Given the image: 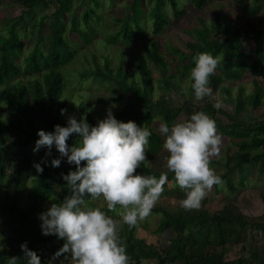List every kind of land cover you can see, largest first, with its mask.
Masks as SVG:
<instances>
[{
  "label": "trees",
  "instance_id": "1",
  "mask_svg": "<svg viewBox=\"0 0 264 264\" xmlns=\"http://www.w3.org/2000/svg\"><path fill=\"white\" fill-rule=\"evenodd\" d=\"M23 5L25 9L18 17L23 19V13L32 15L35 5H44V0H16ZM58 5L56 13L61 23L59 27L53 23H46L45 16L40 15L38 21L19 24V30L16 31L12 26V32L9 36L0 35V103L7 105L16 119H0V185L7 176L5 166L6 157L9 155L14 164V170L11 174V189L13 194L10 197L3 196L0 200V213L8 220V225H0V232L4 237L6 247L0 249V264H8L10 256H19L17 264H27V258L23 256L21 244L27 243L30 249L34 245L40 246L43 241L54 237L56 243L55 250L64 243L63 238L55 234L45 235L40 228L39 213L44 211L46 205L53 202L59 203L65 197L71 194L67 187V182L63 180L62 174L70 169L74 170L75 165L68 162L64 163L61 157V164L58 167L51 165L53 157L60 156L58 149L53 146L50 156L45 158L48 163L43 164V172L36 173L31 177L32 154L29 146L38 135V129L51 131L54 125H66L69 116H86L90 124L95 125L87 104L80 100L77 105L69 101L65 90V81L61 72L62 66L69 61L72 56L69 41L64 38L66 29V18L68 17L70 33L77 34L83 42H89L90 35L94 28L91 25V18L98 17L95 8L89 5L85 6L80 15L75 8H70L73 0H54ZM97 6L100 0H94ZM141 0L132 1V27L128 24V18H120V28L113 33V38L123 36L127 41L132 42L136 36L144 37L145 28L142 23ZM213 0H153V6L149 10L152 19V34H159L165 24L168 23V17L163 11V6L167 5L178 17L185 12L181 7L182 3L186 7L200 11L211 5ZM245 6V3L241 7ZM256 8V5H254ZM259 8V3L257 5ZM198 12L195 21L198 27L195 28L199 40L188 41L189 52L178 50L174 46L166 43V51H162L155 39L148 44L145 39L141 40L142 52H138L134 57V66L137 71L135 75L123 60L117 62L115 68L111 67L108 57H103L102 65L95 64L80 71L83 78H92L94 81L109 84L118 89L117 97L105 98L106 101H114L120 97L128 96L131 93L136 102H127L120 111L114 115L122 121L134 120L137 124L140 119H144V127L152 130L149 137L147 149L149 153L156 154L162 145V136L152 129L148 123V115L154 109H158L163 122L171 125L180 112H184L186 119L190 118L193 112L205 111L216 121L217 130L230 137V142L236 147V150L226 152L221 161L224 170L218 174L222 177V183H225L230 191L237 190V184L233 181V174L236 169L244 163H260V169L264 163V118L247 123L241 116L242 108L250 105L254 111L256 109L264 110V86L259 78L264 73V44L258 43L254 56L245 54L239 44L240 33L237 28L228 26L227 16L219 9L213 15L205 19ZM30 13V14H29ZM67 13V15H66ZM83 21L84 27L79 24V18ZM18 23V20H16ZM187 23V22H186ZM48 26V34L42 35L44 26ZM37 27L38 44L44 39L48 45L43 50L37 45L32 49L24 59L23 69L17 65V58L22 52L23 39L21 33L28 27ZM235 29V30H234ZM257 29V30H256ZM251 29V32L264 35V28L258 27ZM10 31V30H9ZM189 32V30H187ZM234 31V32H233ZM262 41V40H261ZM211 50L214 54L220 56V75L214 74L210 77V84L213 90L217 89L221 83L226 81H240L246 78L248 73L251 89L245 94L243 84L239 85L238 91L233 97V110L235 116L231 118L230 123H222L216 116L221 109H217L211 104H194V90L189 87L185 90L187 96L182 99V108L173 106L170 98L162 93L154 91L153 79L151 76L150 64L159 72L157 83L163 91H168L170 87L180 89L181 83L189 78L190 69L195 64V58L198 53ZM245 60H244V59ZM247 58V59H246ZM249 61L248 67H245ZM181 63L188 65L187 69H181ZM15 79V76H21ZM139 78V81H138ZM227 97H230V88L226 87ZM104 101V100H103ZM61 109H66L61 112ZM47 115L48 125L41 128L38 125L36 115ZM78 134H72L68 139V144H74L78 141ZM167 155V153H166ZM216 161V160H215ZM86 163L82 161L83 165ZM143 165L136 169V172L145 175H155L159 177L163 172H168V181L175 180L173 172L167 168L157 169ZM31 181L28 184V181ZM167 181V182H168ZM163 186L164 190L167 186ZM219 187V184L216 185ZM54 187L58 188L57 195ZM183 194H177L176 199L184 198ZM88 198H91L90 196ZM261 201L264 210V192H261ZM15 203L20 210L13 213L10 210L11 204ZM224 205L221 209L209 211L203 207L198 209H184L177 205V210L168 211L165 207H157L156 211L161 213L156 233L169 230L173 236L166 247L146 243L144 240L136 237V226L123 224L120 230V236L126 244V251L130 257V264H141L142 260H151L152 264H264V249L259 252L258 247L248 246L249 256L243 254L230 257V249L238 244L245 249L248 240H246V230L248 227L257 229L264 233V213L259 219L247 218L233 203ZM109 215V209L106 208ZM145 226V224H143ZM37 254L41 256L42 264H48L39 250ZM229 254V257H228ZM63 256V255H62ZM65 264L71 259V254H66ZM257 257V258H256ZM56 264H64L56 258Z\"/></svg>",
  "mask_w": 264,
  "mask_h": 264
},
{
  "label": "rangeland",
  "instance_id": "2",
  "mask_svg": "<svg viewBox=\"0 0 264 264\" xmlns=\"http://www.w3.org/2000/svg\"><path fill=\"white\" fill-rule=\"evenodd\" d=\"M44 1V5L39 4L33 7V13L31 16L23 13L24 18L19 19L18 17L22 14V11L25 9V7L19 4L16 0H0V35L9 36L10 32H12V26H15L16 31H18L19 24H31L32 22H36L38 21L40 15H44L46 17V23H53L54 26L59 27V24L61 23V17L59 18L55 11L58 4L54 0ZM132 1L133 0H100V3L96 6L94 0H73L70 8H75V10L78 12V15H80V11H82V9L87 5L95 8L99 15V18L93 16L90 20L91 25L94 28V32L92 35H90L92 37H90L89 42H83L81 39H79L76 33L69 32V21L68 17L66 18L67 20L65 24L67 27L64 30L63 35L64 38L69 41V47L73 53L69 61H67L61 68V72L65 81L66 94L69 101L74 102L75 105H77L80 100H83L87 104V108L95 123H97L98 119H103L106 117L107 110L109 108H111L112 112L115 114L116 112L123 109L127 102H136V98L131 93H129L128 96L126 95L125 97H120L114 101H106L105 98L117 97L119 92L118 89L111 87L107 83L94 81L91 77L83 78L80 75V71L88 67H93L95 64L102 65L103 57L106 56L110 60L111 67L114 68L117 62L121 59L125 65L126 63L130 62V70L135 75H137V71L134 66V57L138 52L143 51L141 45L142 39L147 40L146 42L148 44L152 39H155L160 49L164 52L166 51V47H164L166 43H169V45L174 46L178 50L189 52L186 43L188 41L199 40L195 30V28L198 27V24L195 21V16L200 11L186 7L184 3H182L181 7L185 9V12L178 17L173 15L172 10L167 5L163 6V11L168 17V23L165 24L159 34L154 36L152 34V19L149 15V10L153 6V0H141L140 2L143 12L141 16V25L147 32L144 37L136 36V39L134 38V41L132 42L127 41V39L121 35L113 38V33L119 30L121 25L118 19L127 17L128 24L130 27H132ZM243 3H245V6L241 7ZM258 3L259 8H257ZM254 5H256V8H254ZM219 9H221L222 13L227 16V19L229 20L228 26H235V28H237L238 32L240 33L239 44L241 45L243 52L245 54L254 56L257 50V44L262 42L264 44V35L251 32L252 28H264V0H213L212 4L202 9L200 13H203L202 15L205 16L204 18L208 19L209 16L213 15V13L217 12ZM16 20H18V23H16ZM78 20L79 24L84 27L80 16ZM187 30H189V32ZM47 34L48 26L46 24L43 28L42 35L46 37ZM20 35L23 39V47L22 52L17 58L16 62L17 65L23 69L25 57H27L35 45L38 44L37 27L29 26L28 29L26 28L25 34L23 32ZM47 45L48 42L45 39L38 44L42 50L46 48ZM206 52H209L214 56H218L211 50H206ZM248 65L249 61L246 62L245 67H248ZM187 67L188 65L185 63H181L180 65V68L183 70L187 69ZM149 68L151 69L154 91L162 94L164 92L166 98H170L169 101L173 106L182 108V99L186 98L187 96L185 90H187L189 87V78H186L181 83L182 85L180 86L179 91L178 89H174L175 87H170L168 91H163V88L159 87L157 83L159 72L154 69L153 64H150ZM220 73L221 71L219 64L215 74L220 75ZM20 75L21 76H15L13 78L19 79V77H22L24 74ZM249 76L250 75L246 73V78L241 81L243 83H240V81L237 80L234 82L224 80L221 85L214 90V99L205 98L203 100H196L193 96V99L190 100L193 101L194 104L204 103L211 104L212 106L215 100H221V113L218 112L216 116L223 124L230 123L231 118L235 116L232 105L233 97L238 91L239 85L241 84H243L245 88L244 93H249L251 89ZM259 81L264 86V73L259 78ZM226 87L230 88L231 94L229 98L225 92ZM241 116L247 123H252L254 120L264 118V110L256 109L253 111L250 108V105H247L242 108ZM36 117L38 118L39 127L46 128L48 125L47 115L38 114ZM6 118L16 119V116L13 112H11L7 105L0 103V119L5 120ZM185 119L186 116L184 112H180L174 122ZM148 121L152 129L158 132V122H163L159 115L158 109L154 108L149 113ZM143 123L144 119L141 118L138 122V125L144 126ZM221 134L224 138L221 155L218 158H213L211 162V166L216 170L217 173L224 170V167L219 160L225 157L228 150L231 152L236 150V147L230 142V137L223 133ZM160 135L162 136V145L156 154H151L147 148L145 149L147 161H145L144 164L157 169L166 168V151L163 149V142L165 138L162 134ZM37 138L38 135L29 146V150L32 154V168L30 170L31 177H34L35 174L38 173L34 167V162L43 163V160L45 159L46 151L44 148H41L38 152L33 151V146ZM8 154L11 155V153ZM9 155H5L7 176L4 179V182L0 185V200L3 196L10 197L13 194L11 189V174L14 170V164ZM62 158L63 162L66 163V157ZM262 165V169H260V163H244L239 166L232 177L233 181L237 184V190L234 192L230 191L225 183L219 184V187L214 185L203 199L201 207L209 211H213L221 209L224 205H231L230 203H233L234 205H237L240 211L247 218L253 219L256 217V219H259V217L264 213L263 204L261 201V192H264V163ZM30 183L31 181L29 180L28 184ZM54 189L55 194L57 195L59 187H54ZM183 193L184 189L180 188L175 181H168L166 189L161 193L160 198L157 201L155 207L152 209L150 215L143 221L135 224L136 237L149 244H155L161 247L168 246L173 234L169 230H165L161 233L155 232V229L157 228L158 222L161 218V213L156 211V208L165 207L168 211L177 210V205L180 207V203L176 199V196L177 194ZM181 199L182 198H180V200ZM87 200L89 206L102 207V210L104 211L107 208L106 202L102 197L95 200L92 198H87ZM49 206L50 205H46L44 210H46ZM117 208L120 210L119 205ZM10 210L11 212L16 213L18 210H20V208L15 203H12ZM109 215L120 219L118 211L109 210ZM143 224H145V226H143ZM0 225L5 226L7 229L6 226L8 225V220H6L1 213ZM0 235H2L1 232ZM246 240L248 241H246L247 244L244 247L245 249H242L240 244L233 246L230 249V257L237 256L240 253L248 257L249 251L247 248L250 244L253 247H258L259 250L264 249V233H262V231L248 227L246 230ZM0 243L4 244V240L0 241ZM55 243L56 241L54 237H52L49 241H43L40 246L35 244L33 250H39L42 256L46 260H49L52 257V254L56 251L54 248ZM262 251L263 250H260L259 252ZM58 258L60 259V262L64 261L65 264V260L67 259L66 257L61 255ZM67 264H75V262L71 259ZM141 264H152V261L142 260Z\"/></svg>",
  "mask_w": 264,
  "mask_h": 264
},
{
  "label": "clouds",
  "instance_id": "3",
  "mask_svg": "<svg viewBox=\"0 0 264 264\" xmlns=\"http://www.w3.org/2000/svg\"><path fill=\"white\" fill-rule=\"evenodd\" d=\"M221 59L209 52L197 54L189 74L196 100L214 99L210 77ZM213 106L221 108L222 101L215 100ZM65 111L61 109L62 113ZM157 130L165 138V166L174 173L178 186L185 190L180 206L200 208L213 186L222 183V177L211 166L213 158L221 155L224 144L215 119L201 110L171 125L158 122ZM37 131L34 152L44 148L50 156L55 146L60 156L51 159L52 166L58 167L61 157L76 166L62 174L71 194L38 214L42 233L55 234L64 240L48 264H56L57 257L69 253L75 264H130L126 244L119 234L121 227L123 224L133 226L148 217L168 181V172L159 177L136 172L142 162L147 161L145 149L152 130L134 120L117 119L109 108L106 117L98 119L95 125L90 124L86 116L78 120L72 115L66 125L56 124L51 131ZM74 133L78 134V141L68 144ZM82 161L86 163L82 165ZM43 163L48 160L45 158ZM34 167L39 173L44 170L40 162H34ZM89 196L93 200L102 197L109 210L118 211L120 219L108 215L102 207L89 206ZM3 239L0 235V241ZM4 247L0 243V249ZM21 248L27 264H42L41 256L26 242ZM19 258L10 256L8 264H17Z\"/></svg>",
  "mask_w": 264,
  "mask_h": 264
},
{
  "label": "bare ground",
  "instance_id": "4",
  "mask_svg": "<svg viewBox=\"0 0 264 264\" xmlns=\"http://www.w3.org/2000/svg\"><path fill=\"white\" fill-rule=\"evenodd\" d=\"M257 258V257H256Z\"/></svg>",
  "mask_w": 264,
  "mask_h": 264
}]
</instances>
